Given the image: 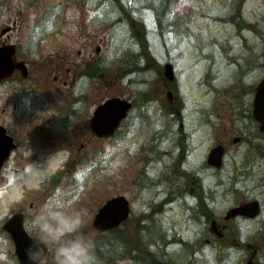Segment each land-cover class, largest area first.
Returning a JSON list of instances; mask_svg holds the SVG:
<instances>
[{
    "label": "flooded vegetation",
    "instance_id": "af4514ba",
    "mask_svg": "<svg viewBox=\"0 0 264 264\" xmlns=\"http://www.w3.org/2000/svg\"><path fill=\"white\" fill-rule=\"evenodd\" d=\"M0 6L6 10L7 21L0 24V45H12L16 52L13 58L22 60L12 76L18 82L12 122L16 126L24 122L33 125L32 135H25L39 136L38 148L48 151L56 147L53 136L60 131L55 125L62 112L48 110L50 104L59 105V101L54 95L53 99L46 98L55 90L49 88V76L46 74L43 80L40 70L53 66L52 71L57 70L53 81L62 79L65 84L73 72L74 88L81 81L77 78L79 66L88 68L96 60V55L89 52L92 26L108 34L124 30L127 24L135 27L133 19L145 23V14L153 9L154 1L0 0ZM164 9L169 20L173 11L181 13L180 0L172 4L164 0ZM16 16H20V22ZM66 23L86 34L76 57L59 55L60 43L54 37L64 31ZM18 31L19 39L13 41ZM252 36V32L249 38L241 34L239 42L244 38L246 49L251 50ZM261 37L264 39V33ZM49 39L54 40L46 41ZM105 40L101 38L102 43ZM224 44L222 41L220 49ZM251 53L255 58V51ZM110 58V52H105L104 62ZM236 60L228 64L235 65L230 72L228 68L223 74L219 70L218 74L204 72L197 89L206 87V92L215 90L212 82L229 78L234 72L225 88L215 86L220 95L204 103L188 102L179 73L171 84L161 78V86L154 84L142 93L145 101L137 107L154 116L153 124L161 125L163 135H153L133 150L139 169L135 184L141 196H148L135 201L132 221L120 225L122 264H264V101L259 107L255 103L260 83L257 68L264 67V59H252L245 65L242 59ZM64 61L70 66L62 76ZM158 74L163 75L162 71ZM2 82L5 80L0 86ZM129 90L134 91L130 95L133 101L141 99L134 96L138 90L143 91L141 88ZM3 95L0 89V99ZM72 95L75 97V92ZM156 102L166 107L156 110ZM29 109L31 112H27ZM138 111L133 114L132 110L122 125L135 118ZM64 114L68 120L72 115ZM83 114L78 115V132L85 126ZM91 118L87 120L90 129ZM237 208H245V212L233 214ZM109 262L115 264L116 259L111 255Z\"/></svg>",
    "mask_w": 264,
    "mask_h": 264
},
{
    "label": "rangeland",
    "instance_id": "374dc122",
    "mask_svg": "<svg viewBox=\"0 0 264 264\" xmlns=\"http://www.w3.org/2000/svg\"><path fill=\"white\" fill-rule=\"evenodd\" d=\"M142 4H150L155 0H140ZM185 7L183 14L188 15V29L194 34L191 39L186 37L182 40L181 32L175 33L177 37L173 39V44L170 47L173 50H167L168 44L165 39L155 31V27L151 24V33L149 34V42L152 53L157 57L159 62L163 63L168 58L169 52L178 65V68L182 70V78L185 79L183 83V89L189 95L188 102L195 103L200 101L206 102L211 96L215 94L211 91L209 94L206 90L197 89L198 82L204 76L206 71V62L203 61L204 56L200 52L207 51L221 55V64L226 66L229 62L236 61V54H229L230 47H233L232 43L239 41L240 32L242 29L245 36L250 35V28L245 27V24L259 21L258 25L260 32H253L252 38L256 43L255 58H251L252 54H245L243 58L244 65L252 59L259 61L264 59V39L261 37V33L264 32V0H243L244 2H238L236 4V11L242 9L245 21H232L226 16L228 9V0H184ZM183 2V0H181ZM217 12H221L219 17ZM17 14V10L14 11ZM6 10L3 6H0V24H6ZM148 17L152 15L148 13ZM18 22H20V16H16ZM232 21V22H231ZM70 23H66L59 36H55L56 43H60L59 55L76 57L77 49L83 48L85 32L78 33V29L75 31L72 29ZM126 29V30H125ZM125 29H121L119 34L115 35V43L110 39L102 43L101 38L108 36L102 34L99 28L92 26L91 34L89 37V52L93 55L100 56L104 54L107 49L110 50L113 59H117V62L112 63L109 72L95 75L94 78H82L81 81L76 82L73 88L74 80L72 73L66 77L67 84L61 79L59 82H54L53 77L57 73V70L52 71L53 66L50 69L40 70L43 80L46 74L49 76V88L55 90L54 94L46 95L47 99H53V96L59 101V110L66 112L69 108L72 113L69 121L65 118V125L67 127H61V124H57L55 127L59 129L58 133L53 136L56 147L44 151L38 148L37 140L39 136L28 137L25 134L32 135L33 125H29L28 122H24L23 125H15L12 122L13 108H14V92L5 95V88H14L17 82H9L2 84L0 89L4 95L0 99V123L9 126L11 133L16 136V140L19 141V148H17L10 157L7 164L0 170V225L7 220L8 217L13 215L17 211H24L27 213L28 221L27 228L30 226L36 236L40 237L41 221L40 217L45 214L46 209L53 203L62 204L66 209H79L87 213V224L85 230L91 233L93 240L101 239L106 234L97 230L93 225V218L97 213L98 208L105 202V199L109 196H113L118 193H123L129 196L131 199H141L142 196H135L137 187L132 185V179L136 176L137 166H135L134 152L139 143L143 142L146 138L150 137L154 130L153 125H146L142 120H138L134 127L128 132L123 139H120L118 143L113 144L109 139L98 138L94 132L88 127L90 117L96 106L105 98L114 94H133V90L130 91L124 79L118 78L120 75V57H115L116 54L126 46H136L134 33L136 32V26L132 24L125 25ZM184 30L186 25H184ZM17 34H14L13 41L19 39ZM75 35H72V34ZM142 33V32H141ZM232 37V43L230 42ZM22 38V37H21ZM202 40L203 50L200 51V39ZM49 39L46 41H53ZM222 41L227 43L222 45ZM100 52L98 51V47ZM247 51L246 46L244 47ZM50 50V49H49ZM45 51V55L48 51ZM116 53V54H115ZM203 53V52H202ZM114 54V55H113ZM205 54V52L203 53ZM124 55L131 56L127 51ZM115 57V58H114ZM66 66H70L67 61H64L60 70L61 75H66ZM78 71L84 70V67L79 66ZM234 64H230L227 72L234 68ZM76 69H72L74 71ZM257 79L263 77L264 67L257 68ZM219 72L224 73V69L220 66ZM234 73V72H233ZM232 73V74H233ZM229 78L222 79L220 82L217 80V86L225 88L229 83ZM118 75V76H117ZM156 75L155 84H162L161 76L154 72ZM153 75L147 74L146 77L151 78ZM141 79L144 76L140 77ZM254 78L249 79L248 82H252ZM231 85H235V82L230 81ZM230 85V86H231ZM79 88V90H78ZM73 90H78L79 101L78 107L74 108L71 104L75 101L72 99ZM47 91V90H45ZM85 91L88 94H83ZM199 91L201 93H199ZM46 94V92H45ZM37 94H35L36 97ZM160 102V101H159ZM166 107L164 104L160 105L156 102L155 109ZM58 105L50 104L48 106L49 111H56ZM31 112V109L27 110ZM82 112V117L85 119V126L82 131L78 132L77 125L81 124V118L78 117ZM154 116L152 117V119ZM70 124H74L70 127ZM160 128V126H159ZM115 145V146H114ZM137 145V146H136ZM115 147V149H114ZM36 150H34V149ZM37 151L38 158L31 159L30 156L33 152ZM23 153L25 158L19 157V154ZM133 155V156H131ZM77 158L76 163L74 159ZM70 160V161H69ZM69 163V164H68ZM74 168L71 171V175L65 180L55 182L51 176L60 170H66ZM55 182V183H54ZM148 196L147 194L144 195ZM105 234V235H104ZM120 240V239H119ZM49 251L47 258L42 264H56L55 249L57 243L50 241ZM15 245L11 234L6 232L0 227V264H18V257L14 254ZM105 264V261L103 262ZM106 264H111L107 262ZM115 264H122L121 255L116 258Z\"/></svg>",
    "mask_w": 264,
    "mask_h": 264
},
{
    "label": "clouds",
    "instance_id": "9594fccd",
    "mask_svg": "<svg viewBox=\"0 0 264 264\" xmlns=\"http://www.w3.org/2000/svg\"><path fill=\"white\" fill-rule=\"evenodd\" d=\"M87 213L79 209H66L53 203L40 217V237L27 250L30 264H41L46 245L57 243L56 264H94V240L85 230Z\"/></svg>",
    "mask_w": 264,
    "mask_h": 264
},
{
    "label": "water",
    "instance_id": "95a60500",
    "mask_svg": "<svg viewBox=\"0 0 264 264\" xmlns=\"http://www.w3.org/2000/svg\"><path fill=\"white\" fill-rule=\"evenodd\" d=\"M166 74L171 78L173 77L172 69L169 65L166 67ZM129 106L130 103L123 98H111V100L101 104L92 120L95 132L100 135L112 134L113 130L120 123L121 118L128 111L127 108ZM12 145V138L7 136L6 129L0 126V165L7 156L8 151L12 148ZM128 204L129 201L127 197L122 195L115 196L109 200L94 219L96 227L100 230H106V228L116 226V224L127 215L129 210ZM5 229H8L15 238L17 254L20 256L21 264H30L27 250L29 246L33 245L38 239L30 236V234L26 232L22 223V215L18 214L8 220Z\"/></svg>",
    "mask_w": 264,
    "mask_h": 264
},
{
    "label": "bare ground",
    "instance_id": "6f19581e",
    "mask_svg": "<svg viewBox=\"0 0 264 264\" xmlns=\"http://www.w3.org/2000/svg\"><path fill=\"white\" fill-rule=\"evenodd\" d=\"M232 6H233V8L234 9H236V4H232ZM218 13V15H219V17H222L221 16V12H217ZM233 45V47H230L229 48V50H232V51H230V53L231 54H236V59H243V58H245V54H246V52H247V54H251V51H255L256 50V43H255V41H253V42H251V44L249 45L250 46V49L251 50H247V51H245V52H243V50L241 49V46L243 45H245L246 46V43H244V42H239V41H237V43H234V44H232ZM229 66H226L225 67V69H227Z\"/></svg>",
    "mask_w": 264,
    "mask_h": 264
},
{
    "label": "trees",
    "instance_id": "16d2710c",
    "mask_svg": "<svg viewBox=\"0 0 264 264\" xmlns=\"http://www.w3.org/2000/svg\"><path fill=\"white\" fill-rule=\"evenodd\" d=\"M141 42H142V46H143V53H149L150 50L148 48V44L146 42V38L144 36V33L141 35Z\"/></svg>",
    "mask_w": 264,
    "mask_h": 264
}]
</instances>
